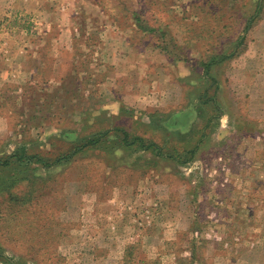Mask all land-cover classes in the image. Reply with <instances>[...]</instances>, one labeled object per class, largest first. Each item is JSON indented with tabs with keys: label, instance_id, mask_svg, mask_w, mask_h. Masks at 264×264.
<instances>
[{
	"label": "rangeland",
	"instance_id": "obj_1",
	"mask_svg": "<svg viewBox=\"0 0 264 264\" xmlns=\"http://www.w3.org/2000/svg\"><path fill=\"white\" fill-rule=\"evenodd\" d=\"M15 153L0 264H264V0H0Z\"/></svg>",
	"mask_w": 264,
	"mask_h": 264
},
{
	"label": "trees",
	"instance_id": "obj_2",
	"mask_svg": "<svg viewBox=\"0 0 264 264\" xmlns=\"http://www.w3.org/2000/svg\"><path fill=\"white\" fill-rule=\"evenodd\" d=\"M259 2H258V7H257V9H256V13H258L257 12V10L259 9ZM256 13H254V15L253 16H255L256 15ZM251 21H252V19H250L248 22H247V24L248 23H251ZM247 27V26H246ZM247 30V29H246ZM235 52V51H234ZM234 52H232V53H234ZM232 53H230L229 55H231ZM206 70L207 69H205V73H206ZM117 131H119V130H117ZM123 141H124V143L125 144H127L128 145V143L130 142L129 141V137H128V135L126 134V133H123ZM100 138H101V136H100ZM97 140V139H96ZM134 140H138L139 142H140V144H139V149H141V150H144L145 152L147 151V152H149V153H151L152 155H155V156H159L160 158H162V159H165V158H172V159H176V160H179V161H181L180 160V158H178V157H176V152H177V150H174V152H175V154L174 153H170V152H166V151H163V147H162V145H159V144H157V143H154V142H145V140L144 139H140V138H136V139H134ZM88 143L90 144V143H92V144H95L96 143V141H92V140H90V141H88ZM87 143V144H88ZM196 148L197 147H195V148H193V149H187V151L185 152V158H184V160L183 161H188V160H190V159H192V156H193V154H194V152L196 151ZM79 149H81V147L79 148V147H77V148H75L74 150H79ZM154 153V154H153ZM165 155V156H164ZM167 156V157H166ZM32 157H36L37 159H38V161H41L40 159H39V156L38 155H36V156H32ZM31 157V158H32ZM20 159H21V157H19L18 158V155H17V153H15V154H13V155H10V156H7V157H4V158H0V167L1 166H8V165H12V164H14V163H16L17 161H20ZM56 163H58L57 161H53V162H51V163H44V165L45 166H47V167H50L51 165H53V164H56ZM1 169V168H0ZM4 184H3V182H1L0 183V191H1V187L3 186Z\"/></svg>",
	"mask_w": 264,
	"mask_h": 264
},
{
	"label": "crops",
	"instance_id": "obj_3",
	"mask_svg": "<svg viewBox=\"0 0 264 264\" xmlns=\"http://www.w3.org/2000/svg\"><path fill=\"white\" fill-rule=\"evenodd\" d=\"M110 33V32H109ZM111 48H114V46H112ZM114 54H115V51L113 52ZM122 58L124 57V55H120ZM114 57H116V56H114ZM113 64H116V62L115 61H113L112 62ZM4 74H7V72H3ZM8 73H10V74H13V72H12V70L11 71H9Z\"/></svg>",
	"mask_w": 264,
	"mask_h": 264
}]
</instances>
